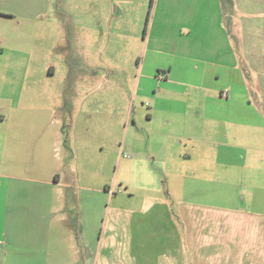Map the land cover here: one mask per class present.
Here are the masks:
<instances>
[{
	"label": "rangeland",
	"instance_id": "374dc122",
	"mask_svg": "<svg viewBox=\"0 0 264 264\" xmlns=\"http://www.w3.org/2000/svg\"><path fill=\"white\" fill-rule=\"evenodd\" d=\"M224 24L251 54L247 72L264 48L254 40L264 36V0H0V97L16 106L25 90L19 110H2L0 132L18 149L11 171L20 185L38 177L30 150L40 140L51 147L65 215L53 218V242L64 243L66 264H76L72 245L93 248L92 264H160L168 243L159 246V232L172 219L174 245L185 247L206 241L188 230L221 228L218 210L264 213V120L220 124L204 90L205 51ZM252 92L264 100V90ZM162 102L174 113L153 109Z\"/></svg>",
	"mask_w": 264,
	"mask_h": 264
},
{
	"label": "crops",
	"instance_id": "0c3cea01",
	"mask_svg": "<svg viewBox=\"0 0 264 264\" xmlns=\"http://www.w3.org/2000/svg\"><path fill=\"white\" fill-rule=\"evenodd\" d=\"M230 24L234 26L237 22L230 19ZM218 27L224 36L221 35L222 40L218 46L211 45L206 48L204 57L206 63L204 74L209 75L211 80V83L204 87V90L210 92V96L206 98L211 100V104L214 100L216 103L214 105L220 107V114L211 117H217L220 124H227V122L240 124L245 123L247 118H251L253 122H256L254 124L260 126L264 117L260 115V107L257 106H261L262 103L264 105V100H261L262 103L258 101V97H254L256 94L252 91L264 90V48L252 50V58L256 56L255 59L258 60L255 66L244 72L247 66L244 64V59L251 54H244L240 38L235 37L231 32L229 34L225 24ZM255 27L258 29L261 26L253 24V28ZM254 40H264V36L261 34ZM8 53L10 52L5 50L1 55L5 56ZM171 72L172 69L164 71L165 83L170 81ZM184 83L177 81L171 84L185 88ZM1 87L2 85L0 89ZM168 90L162 89L158 94L166 95L165 92ZM24 91L22 86L17 88L16 106L14 103L4 104L9 101L0 97L3 104L0 107V122L6 119L3 109L7 108L11 112L20 109ZM0 95L2 96V93ZM46 95L48 97L50 95L49 88ZM167 101L169 104H174L177 100L169 98ZM243 105L251 108L254 114L246 115L241 109ZM162 108L166 112L174 113L172 109H166L164 102L153 109ZM197 116L202 117V112H198ZM0 134V264H66L67 256L62 253L66 249L64 243L53 242V237L59 239L58 231L60 230L59 227L53 226V218L62 221L65 215L61 206L56 205L58 200L56 201L54 196L55 188L60 189V179L56 178L53 182L48 167L51 147L46 148V140H40L37 146L28 151L29 164H32L34 173H38V177L26 178V181H23L25 185H20V177L11 171L12 163L16 164L12 162V158L18 154V149L8 146V137L3 136L2 131ZM167 135L173 136V134ZM222 135L227 140L230 134H226L224 130ZM46 171H49V174H46ZM216 214L221 228L214 227L215 224L213 226L206 224L197 231L194 229L193 232L191 230L185 232L190 237L195 234L204 235L206 241L201 244L202 246L190 240L185 247L182 243L176 247L174 244L177 240L179 241L178 232L180 231L172 219V223L170 222L172 228L159 232L161 237L159 246L163 247L164 242L168 243L166 245L168 251L162 253L157 262L160 264H264V213L226 209L218 210ZM162 224L165 226L164 223ZM82 237V235L76 236L80 241ZM131 240L128 243L134 245L133 239ZM78 247L72 245L75 263L92 264L93 248L90 249L87 245H82L79 249ZM186 250H188L190 261Z\"/></svg>",
	"mask_w": 264,
	"mask_h": 264
}]
</instances>
